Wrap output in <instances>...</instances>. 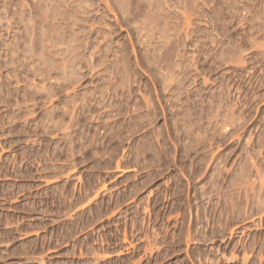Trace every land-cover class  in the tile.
Instances as JSON below:
<instances>
[{"label":"rangeland","instance_id":"rangeland-1","mask_svg":"<svg viewBox=\"0 0 264 264\" xmlns=\"http://www.w3.org/2000/svg\"><path fill=\"white\" fill-rule=\"evenodd\" d=\"M0 264H264V0H0Z\"/></svg>","mask_w":264,"mask_h":264}]
</instances>
